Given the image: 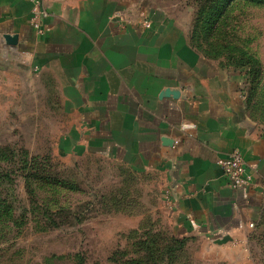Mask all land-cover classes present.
Masks as SVG:
<instances>
[{"label": "crops", "instance_id": "1", "mask_svg": "<svg viewBox=\"0 0 264 264\" xmlns=\"http://www.w3.org/2000/svg\"><path fill=\"white\" fill-rule=\"evenodd\" d=\"M33 5L0 0V71L53 79L66 112L81 118L73 132L82 143L159 177L176 234L208 245L210 260L252 264L251 235L264 221V131L246 114L242 74L191 44V15L154 0H46L43 34L31 24ZM237 150L253 174L246 189L218 164Z\"/></svg>", "mask_w": 264, "mask_h": 264}, {"label": "rangeland", "instance_id": "2", "mask_svg": "<svg viewBox=\"0 0 264 264\" xmlns=\"http://www.w3.org/2000/svg\"><path fill=\"white\" fill-rule=\"evenodd\" d=\"M154 2L191 15L192 44L260 61L256 86L232 70L243 76L247 116L264 131V5L235 0L206 39L193 28L200 0ZM28 71H0V264H225L171 228L155 173L82 143L73 132L81 118L66 112L53 79ZM250 252L252 264H264V246Z\"/></svg>", "mask_w": 264, "mask_h": 264}, {"label": "trees", "instance_id": "3", "mask_svg": "<svg viewBox=\"0 0 264 264\" xmlns=\"http://www.w3.org/2000/svg\"><path fill=\"white\" fill-rule=\"evenodd\" d=\"M234 1L235 0H200L197 18L195 20L193 28H195L196 30V28L201 27V31H203L204 37L208 39L209 36H211V34H213V32L215 31L217 23L223 18L228 8ZM248 1L264 5V0ZM195 30H193V37ZM198 33L199 32H197V34ZM192 45L200 52H202L203 55L208 59L218 60L224 57L226 62L221 61L223 65H226L233 70L244 72L245 76L250 81V85L256 86L258 84L259 79L262 75L261 63L251 55H247L245 53L235 55L233 53V50H230V52L228 53V47H225L221 50L219 46L213 49L211 46L210 50L212 49V51H208L205 50L206 47L202 45ZM251 239L255 240V242L259 243L262 247L264 246V221L261 225H259L258 228L255 229V231L251 235ZM185 241L186 238H182V240H179V245L183 246L185 244Z\"/></svg>", "mask_w": 264, "mask_h": 264}, {"label": "built area", "instance_id": "4", "mask_svg": "<svg viewBox=\"0 0 264 264\" xmlns=\"http://www.w3.org/2000/svg\"><path fill=\"white\" fill-rule=\"evenodd\" d=\"M49 16L46 8V0H34L33 17L31 24L36 28L39 34H43L46 29L43 21ZM181 128L188 130L195 128L192 123H183ZM223 175L229 180L231 186L235 189H246L253 182V174L248 171L247 163L240 151H234L227 158L218 162ZM253 227V225H251Z\"/></svg>", "mask_w": 264, "mask_h": 264}, {"label": "water", "instance_id": "5", "mask_svg": "<svg viewBox=\"0 0 264 264\" xmlns=\"http://www.w3.org/2000/svg\"><path fill=\"white\" fill-rule=\"evenodd\" d=\"M4 37L10 44L12 45L18 44L19 38L17 35L6 34Z\"/></svg>", "mask_w": 264, "mask_h": 264}]
</instances>
